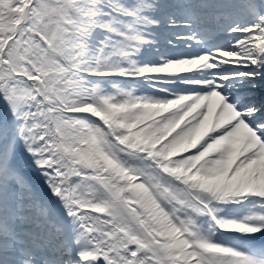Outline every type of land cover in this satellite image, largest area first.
Here are the masks:
<instances>
[{
	"label": "snow or ice",
	"instance_id": "snow-or-ice-1",
	"mask_svg": "<svg viewBox=\"0 0 264 264\" xmlns=\"http://www.w3.org/2000/svg\"><path fill=\"white\" fill-rule=\"evenodd\" d=\"M0 264H264V0H0Z\"/></svg>",
	"mask_w": 264,
	"mask_h": 264
}]
</instances>
